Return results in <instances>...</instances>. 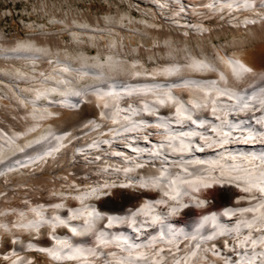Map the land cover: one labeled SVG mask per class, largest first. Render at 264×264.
I'll return each mask as SVG.
<instances>
[{
  "label": "bare ground",
  "instance_id": "6f19581e",
  "mask_svg": "<svg viewBox=\"0 0 264 264\" xmlns=\"http://www.w3.org/2000/svg\"><path fill=\"white\" fill-rule=\"evenodd\" d=\"M128 2L148 21L0 33V173L47 159L55 191L34 185L40 171L0 190L14 239L0 232V264H42L32 252L45 264H264V0ZM203 9L230 11L231 30H251L257 48L187 44L215 31ZM44 226L53 238L23 234Z\"/></svg>",
  "mask_w": 264,
  "mask_h": 264
},
{
  "label": "rangeland",
  "instance_id": "374dc122",
  "mask_svg": "<svg viewBox=\"0 0 264 264\" xmlns=\"http://www.w3.org/2000/svg\"><path fill=\"white\" fill-rule=\"evenodd\" d=\"M202 1H205V0H202ZM203 5L205 6L206 4H203ZM203 10H204L203 22L204 23L206 22L207 25L214 27L215 31H213L208 37L206 36H204L203 38H201L200 36L190 37L189 39L186 40L187 44L192 43L193 45H196L195 44L196 42L197 43L202 42V43H208V44L214 43L215 45H218L220 43L228 42V40L229 42H231L232 40H237V39L239 40L240 38H246L247 39L246 42H244L242 45L243 48H245V50L255 49L256 44L258 43V39H255L253 37L251 30L245 27L242 28L239 32H234L231 30L230 28L231 21H229V18H232L235 15L233 14L231 15L230 11L219 15L216 12L211 11V10L209 11L205 9ZM241 11L238 13V15L243 16L245 11L243 10ZM127 13H130L132 16V20L136 21L137 23H144L145 20L147 22L148 20L146 18L148 19L150 18L149 15H147V13L135 8L132 4H129L128 0H0V33H3L4 36L8 40L15 39L18 35L24 38L30 36L31 34H44V33L49 36L50 35L59 36L61 32L57 31L59 30L58 29L59 27L57 25L61 22H64V21L74 22V20H79L80 22L89 21L91 23H98V22L104 23V20H102V18H106L108 16H111V17L120 16L121 17L123 15L122 18H124V22L129 23L131 22V19H128L125 16ZM117 19L118 18H115V22H117ZM227 20L229 22H225ZM43 27H45L46 30L43 29ZM61 29H64V27H61ZM123 31H124L123 32L124 34L126 33L125 35L127 37L133 38L134 35L131 34V32L127 30H123ZM129 33L131 34V36ZM64 34H65L64 36L65 39L69 41L71 39V35L67 33H64ZM211 35H214V36H211ZM162 38L163 36H160V39ZM143 39L146 43H149L151 41L150 38L146 36H144ZM248 40H251V41H248ZM261 40H262V43L264 44V38ZM179 42L184 43L185 40H178V43ZM91 52L95 54L96 50L93 48ZM145 58L148 59V56L145 55ZM50 68H51V63L49 62L48 64H46L44 69H46L45 71H49ZM0 85L2 86V88L4 86H5L4 88H6V85L4 83H0ZM6 108L8 111L13 110L10 107H5V109ZM11 111H9V113L3 111L1 112V115L6 119H10V116L12 115ZM75 111L76 110H70V108L64 109L63 111L64 113L60 118L62 119L66 117L68 114H71V112H75ZM57 113L49 114L48 118L56 119L55 115H57ZM84 119L85 117H83L78 122H83ZM22 126L23 125H20V128H21L20 130L33 133L34 130L27 131L26 126H23V127ZM36 131L37 132H35V134H38L40 130H36ZM88 139H91V137H89ZM86 140L87 138L85 139V141ZM46 160L47 159H45L44 161H40L34 165H30L31 167L29 166L25 168L24 171L14 169L13 167H11L12 169L11 168L9 169L7 167L3 172L0 173V190L4 189V187H6V183H9V182L10 184L13 183L15 188H18V187L21 188V186L15 185V184L22 183V182H28L27 178L30 176V173L33 174L34 172L40 171L42 172L41 175L43 176V179H37L34 185L37 184L38 186L41 187V189L44 187L42 189L44 197H46L45 195L55 193V191H50L49 187L47 188L46 186L48 184V181L46 179L48 177L53 176L52 174L54 173L51 170H45L44 167L47 162ZM67 172L70 174L72 173V172H69L66 168H62L59 173L66 175ZM61 185H62L61 188H63L64 190L68 188L64 182H62ZM26 186H22V188ZM131 190L133 191V189ZM21 194L22 193L16 196V199H17L16 201L22 200ZM15 219H16L15 217L12 218L13 221H15ZM1 225L2 223L0 224V232L3 231L2 232V235L4 237L3 241L6 243L13 242L14 239L12 238V234L8 231H4V230L1 231ZM34 231L29 232L28 230H26L23 232V234L26 237H31V236L33 237ZM42 231H43V237L47 236L48 227L47 226L42 227ZM32 255L37 259V263L45 264L48 260L47 256L44 253H38V252L33 253L32 252Z\"/></svg>",
  "mask_w": 264,
  "mask_h": 264
}]
</instances>
